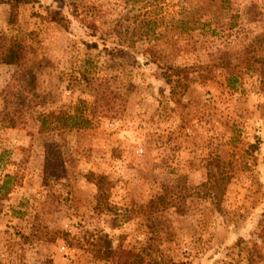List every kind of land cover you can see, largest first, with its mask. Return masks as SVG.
<instances>
[{
    "label": "rangeland",
    "instance_id": "374dc122",
    "mask_svg": "<svg viewBox=\"0 0 264 264\" xmlns=\"http://www.w3.org/2000/svg\"><path fill=\"white\" fill-rule=\"evenodd\" d=\"M8 18L0 3V47L22 40L26 61L0 64V264H114L105 237L140 264H264V0H42Z\"/></svg>",
    "mask_w": 264,
    "mask_h": 264
},
{
    "label": "trees",
    "instance_id": "16d2710c",
    "mask_svg": "<svg viewBox=\"0 0 264 264\" xmlns=\"http://www.w3.org/2000/svg\"><path fill=\"white\" fill-rule=\"evenodd\" d=\"M42 0H0L1 4H6L9 7V23H15L17 19L18 9L22 5L32 4V3H40ZM64 16H62L59 12H51L50 13V21L55 22L56 24L65 27L64 24ZM26 61V49L22 42V40L13 38L8 40L6 45L0 47V64L7 66H21ZM261 70H260V79L264 81V60L261 61ZM31 77V78H30ZM24 82L27 85H31L33 83L32 76H29V79L24 78ZM264 85V84H263ZM20 104L25 106L27 102L25 97L21 96L19 105H16L15 111H19ZM8 114L5 116V119H8L9 122L14 123L11 118H7ZM52 114H48L41 119L40 123V131L44 132L45 127L51 128V124L55 123ZM86 123V122H84ZM13 124L11 125V127ZM54 128V127H52ZM59 155L56 150L52 149V145L49 143H45L44 145V162L45 168L48 171L53 172L54 170L60 169V164L58 163ZM92 182L97 187V202L100 205L104 202L105 193L110 189L111 185L109 182H106V178L104 176H96L93 178ZM160 201L163 199L161 196L158 197ZM105 205V203H104ZM101 206V205H100ZM98 208V207H96ZM98 253L100 254V258L105 261H111L114 264H140L137 260L135 254L131 251L118 249L114 250L111 247V241L107 237L103 240L102 245H98ZM167 264H183V263H175L169 261Z\"/></svg>",
    "mask_w": 264,
    "mask_h": 264
}]
</instances>
